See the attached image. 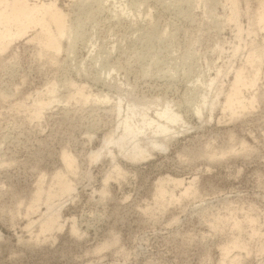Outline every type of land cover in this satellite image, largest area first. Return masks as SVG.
Masks as SVG:
<instances>
[{"label": "rangeland", "instance_id": "obj_1", "mask_svg": "<svg viewBox=\"0 0 264 264\" xmlns=\"http://www.w3.org/2000/svg\"><path fill=\"white\" fill-rule=\"evenodd\" d=\"M27 2L53 6L74 29L59 56L40 40V20L0 38V264H264V0ZM38 17L55 29L49 13ZM9 22L0 31L17 32ZM258 64L239 96L247 108L230 110L236 73L250 81ZM81 91L107 100L70 99ZM41 96L52 106L36 116ZM167 106L182 120L158 136L164 147H150L149 126L144 156L106 147L130 108L142 126ZM58 171L74 188L52 200L60 228L41 232L48 204L31 208L32 197L43 181L57 187ZM171 178L182 183L164 197ZM236 238L244 247L223 254Z\"/></svg>", "mask_w": 264, "mask_h": 264}, {"label": "bare ground", "instance_id": "obj_2", "mask_svg": "<svg viewBox=\"0 0 264 264\" xmlns=\"http://www.w3.org/2000/svg\"><path fill=\"white\" fill-rule=\"evenodd\" d=\"M231 1L234 3V5L236 4V0H231ZM2 6H4L5 9H7L8 11L6 12V10L4 9L5 10L4 13H0V22L4 21V19L8 20V22L9 21L14 22L18 26V31L13 32L10 29L5 30V31H0V38L8 37L12 41L15 37L24 35L28 31V28H30L33 24H38V20H40V25H41V30H42V33H41L42 35H41L40 40L43 42V45L47 49L53 50V53H52L53 56H55V55L59 56L58 54H60L62 52V48H63L62 40H63L64 36L66 35L70 38L69 35H71V33L73 32V29H74L73 27H68L66 16L62 12L56 10L53 6H49V5L31 6L30 4H28L27 0H0V7H2ZM263 7H264V5H263ZM42 13H49L50 14V17H51V20L54 24L55 29H52L49 25L44 24L43 23L44 18L38 17V15H40ZM260 14H261V16H259V17H260V19H262V22H263L264 21V11H261ZM260 22H261V20H260ZM262 24L264 25V23H262ZM75 28H76V30L78 29L77 27H75ZM7 29H8V27H7ZM72 40H73L72 42L75 43V39H72ZM7 45L8 44H3V47L5 48V47H7ZM44 52L47 53L45 50H44ZM252 52H254V51H252ZM56 59H57V57H56ZM258 61H259V59H258ZM259 68H260L259 64L256 65L255 73L252 74V78L250 79V81H247L245 79L242 71L241 72L238 71L236 73L235 81H233V84L231 87L232 89L230 88L231 92L230 93L228 92L229 95H228L227 101H226L227 108H229L230 110H234V111H235V106H239L242 109L247 108L246 103H248L249 101L245 103L244 101H241L239 99V96L242 93L241 90L243 89L242 88L243 86L245 87V86H248L249 84H250V86L255 85V83L257 81V75L259 74V71L261 69V68L260 69ZM212 85L213 84L211 83L210 86H212ZM56 89H57L56 84H52L51 87L48 89V93H50V94L56 93V91H57ZM80 89H82V88H80ZM78 94H80L81 98H83L85 101H87L91 95H94V97H95L94 100H96L97 102L98 101L104 102L105 100H107L105 98L102 100L100 98V96L95 95V94H90L89 96L85 95L83 93V91H81L79 93H71L70 99H72V100L78 99L79 98ZM55 98H53V100ZM46 100L47 99L44 100V98L41 96V98L34 100L33 107H31V105H30V107L33 108V110H34L33 111L31 109V111L35 112L36 116H40L43 109L48 108V106H50L52 104V98L48 99L47 101ZM251 100H252V98H251ZM252 101L250 102V104L252 103ZM60 102H61V100H60ZM54 104H55V102H54ZM204 105H206V102H204ZM30 107L28 106V108H30ZM116 108L118 109L119 115H122V112H123L122 104L121 103L117 104ZM129 112L132 115L135 114V111H133V108L132 109L130 108L128 110L127 117L120 123V125H122V129H123L121 136L118 138L108 137L105 140V145H106V147H108L109 144L115 143V144L119 145L120 147H123V145L125 143H129V146L127 147L128 150L124 154L125 155L131 154L134 157H136L137 155H143L144 156L147 153H149V149L145 148L142 145V138H141V135L147 126L152 128V135L148 138V142L151 144L150 147H153V148L164 147L165 146L164 143L160 142V139L158 138V136L164 135V137H166L169 134L175 133V130L173 129V124H176L180 120H182V117L179 113L175 112L171 107L167 106L165 109H163L162 112H157L156 117L155 116L149 117V115H143L142 126H140V125L137 126L131 122V120H130L131 116L128 115ZM196 112H199V110H197ZM233 113H235V112H233ZM110 152L112 153V151H110ZM97 155L99 156L100 154H97ZM63 159L65 161L67 170L70 172H73V173L76 172V170H75L76 161H75L74 156L65 152L63 154ZM62 172L58 171L57 173H55L56 176H54V177H56V178H54V180L56 181L55 183H57V187L56 186H55L56 188L54 187L55 189L53 187H51L50 190L46 191L42 185L44 183V181H43V183L40 184V186H37V191L35 192L34 197H32L33 198L32 199L33 204L31 205V208H34L35 205H37L41 200L43 201V198H45V202L48 204V209H47L48 212L46 211L45 212L46 214L43 215V217L40 220H38L40 227H41V229H40L41 232H48V231L54 230L56 228H60V226H61V223H60L61 214L59 213L60 212L59 208L56 209L54 207V210L56 209V211L52 210L53 212L52 211L49 212L52 208L51 207V205L53 203L52 200H54V197L59 193L60 194L71 193L73 188H74V185H73L72 181L69 179L68 175H64ZM175 181H176V183H179V184L182 183L181 180H176V179L174 180L172 178L168 179L166 182H160V184H159L160 194L164 197L167 196L168 194L171 196L172 193L170 194V192L168 190V186L170 184L169 182H175ZM40 183H41V181H40ZM185 190L184 191L186 194L190 193L189 188H187ZM172 192H174V191H172ZM55 204L56 203L54 200L53 205L58 206V204L57 205H55ZM59 206H60V204H59ZM253 220L251 218L249 221L252 222ZM35 222H37V221H35ZM35 222H34V224H35ZM31 224L29 222L28 226H31ZM234 225H235V223H234ZM236 226L238 228H240V227H242V224H241V226H240V224H237L234 227H236ZM236 239H234L230 245H226L222 249V251H224L223 254L224 253L228 254V252H230V250L233 248L244 247V244L241 242V240H239V239L236 240ZM227 244H229V243H227Z\"/></svg>", "mask_w": 264, "mask_h": 264}]
</instances>
